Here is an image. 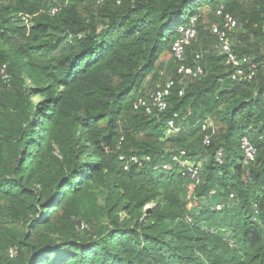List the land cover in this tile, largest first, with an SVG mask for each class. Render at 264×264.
Instances as JSON below:
<instances>
[{"label":"trees","instance_id":"trees-1","mask_svg":"<svg viewBox=\"0 0 264 264\" xmlns=\"http://www.w3.org/2000/svg\"><path fill=\"white\" fill-rule=\"evenodd\" d=\"M218 10L257 64L249 81L229 77ZM191 16L183 63L200 55L204 76L134 111L143 87L178 79L171 46ZM2 69L0 264H264V0H0ZM180 148L197 181L163 169Z\"/></svg>","mask_w":264,"mask_h":264},{"label":"built area","instance_id":"built-area-1","mask_svg":"<svg viewBox=\"0 0 264 264\" xmlns=\"http://www.w3.org/2000/svg\"><path fill=\"white\" fill-rule=\"evenodd\" d=\"M217 14L221 15L219 23L213 22L210 24V33L215 36L217 40V47L221 54L225 56V63L232 67V72L229 77L234 81H249L255 76L256 63L248 57H238L231 50V41L229 34L236 27V19L228 14L222 13L220 10ZM178 37L171 46V55L177 61L176 74L178 79L168 76L164 81L157 84L154 88L148 89L144 96L138 97L132 104L133 110L144 109L147 114H150L153 110L164 111L168 107V97L173 87L178 85V95L182 96L185 87L195 79H199L204 76L205 71L199 62L200 55H196L195 63L193 65H186L183 63L184 50L187 45L196 37V17L191 16L185 25H180L176 29ZM0 78L7 80L4 70L0 72ZM221 81V79L219 80ZM178 114L174 113L166 120V134L167 136L176 134L180 130V126L176 124ZM213 127V123L210 119H206L201 124V130L207 131ZM210 141V135L206 134L203 138V144L208 145ZM241 149L244 152L245 159L252 161L255 155V148L250 144L247 138H241ZM184 149H178L177 153L171 156L172 163L163 165V169L170 170L173 165L178 166L180 169L185 168L189 176L196 179L198 168L190 162L186 157ZM222 158V151L216 152L215 159L220 162ZM120 160H125L122 155L119 156ZM148 156H144L139 159L137 156H131L128 160H125L124 169H128L129 163H135L138 165L143 162L149 161ZM197 181V179H196ZM220 208V205H217ZM15 250L10 249V256L14 255Z\"/></svg>","mask_w":264,"mask_h":264},{"label":"rangeland","instance_id":"rangeland-1","mask_svg":"<svg viewBox=\"0 0 264 264\" xmlns=\"http://www.w3.org/2000/svg\"><path fill=\"white\" fill-rule=\"evenodd\" d=\"M200 12H206L207 11V8H205V7H199V9H198ZM168 60V59H170V54H168V53H165L164 55H163V57H162V61H165V60ZM167 78V76H166V74L164 75V79H166ZM36 99V98H35ZM193 205H196V201L195 202H193L192 203ZM149 207V206H148Z\"/></svg>","mask_w":264,"mask_h":264},{"label":"crops","instance_id":"crops-1","mask_svg":"<svg viewBox=\"0 0 264 264\" xmlns=\"http://www.w3.org/2000/svg\"><path fill=\"white\" fill-rule=\"evenodd\" d=\"M165 61H167V59H166ZM164 80H165V79L163 78L162 81H164ZM162 81H161V82H162ZM142 90H145V92H146L148 89H147L146 87H143Z\"/></svg>","mask_w":264,"mask_h":264}]
</instances>
